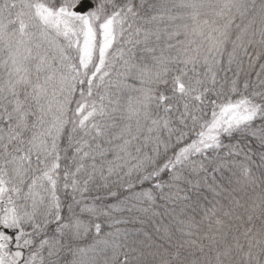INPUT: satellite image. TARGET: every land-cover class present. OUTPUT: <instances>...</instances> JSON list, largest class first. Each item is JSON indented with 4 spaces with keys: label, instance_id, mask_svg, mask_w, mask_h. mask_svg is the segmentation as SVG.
Segmentation results:
<instances>
[{
    "label": "snow or ice",
    "instance_id": "snow-or-ice-1",
    "mask_svg": "<svg viewBox=\"0 0 264 264\" xmlns=\"http://www.w3.org/2000/svg\"><path fill=\"white\" fill-rule=\"evenodd\" d=\"M0 264H264V0H0Z\"/></svg>",
    "mask_w": 264,
    "mask_h": 264
}]
</instances>
